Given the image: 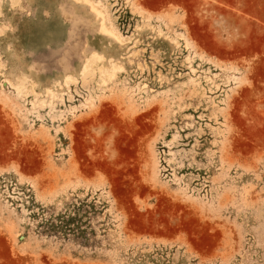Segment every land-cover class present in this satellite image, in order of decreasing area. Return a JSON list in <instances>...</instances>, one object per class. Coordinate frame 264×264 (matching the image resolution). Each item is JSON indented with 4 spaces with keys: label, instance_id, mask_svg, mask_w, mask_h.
I'll return each mask as SVG.
<instances>
[{
    "label": "rangeland",
    "instance_id": "rangeland-1",
    "mask_svg": "<svg viewBox=\"0 0 264 264\" xmlns=\"http://www.w3.org/2000/svg\"><path fill=\"white\" fill-rule=\"evenodd\" d=\"M0 264H264V0H0Z\"/></svg>",
    "mask_w": 264,
    "mask_h": 264
},
{
    "label": "bare ground",
    "instance_id": "bare-ground-1",
    "mask_svg": "<svg viewBox=\"0 0 264 264\" xmlns=\"http://www.w3.org/2000/svg\"><path fill=\"white\" fill-rule=\"evenodd\" d=\"M86 2H88V0H85ZM94 69V66L92 67ZM92 68H91V71H92Z\"/></svg>",
    "mask_w": 264,
    "mask_h": 264
}]
</instances>
